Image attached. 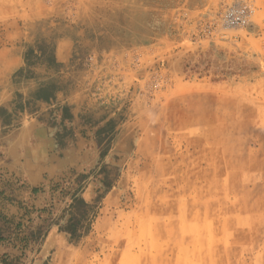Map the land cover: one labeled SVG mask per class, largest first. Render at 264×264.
Wrapping results in <instances>:
<instances>
[{"label": "rangeland", "instance_id": "374dc122", "mask_svg": "<svg viewBox=\"0 0 264 264\" xmlns=\"http://www.w3.org/2000/svg\"><path fill=\"white\" fill-rule=\"evenodd\" d=\"M239 1L250 25L219 30ZM50 29L95 144L53 184V264H264V0H0V70ZM39 49L25 79L61 67Z\"/></svg>", "mask_w": 264, "mask_h": 264}, {"label": "crops", "instance_id": "0c3cea01", "mask_svg": "<svg viewBox=\"0 0 264 264\" xmlns=\"http://www.w3.org/2000/svg\"><path fill=\"white\" fill-rule=\"evenodd\" d=\"M34 38L16 41L28 42L27 47L38 56L40 43L50 46L51 57L61 67L53 70L44 64L37 68L36 77L25 79L28 66L22 54L27 47H5L13 57L0 70V107L14 113L0 117V129L10 128L0 134V264L1 260L4 264H53V252L66 240L58 229L60 205L53 184L75 155L89 157L95 148L88 126L74 128L87 103L83 89H64L71 77L68 64L74 42L67 37L53 39L51 29L39 36L38 43ZM17 69L23 70L19 79L13 74ZM65 129L75 134L61 138Z\"/></svg>", "mask_w": 264, "mask_h": 264}, {"label": "built area", "instance_id": "2783aa9c", "mask_svg": "<svg viewBox=\"0 0 264 264\" xmlns=\"http://www.w3.org/2000/svg\"><path fill=\"white\" fill-rule=\"evenodd\" d=\"M255 7L239 1L228 5L221 13L216 26L219 30L245 29L250 25Z\"/></svg>", "mask_w": 264, "mask_h": 264}, {"label": "trees", "instance_id": "16d2710c", "mask_svg": "<svg viewBox=\"0 0 264 264\" xmlns=\"http://www.w3.org/2000/svg\"><path fill=\"white\" fill-rule=\"evenodd\" d=\"M76 200H78V201H83L81 198H77ZM68 231H70V229H67Z\"/></svg>", "mask_w": 264, "mask_h": 264}]
</instances>
